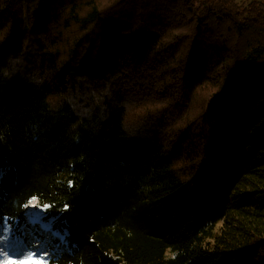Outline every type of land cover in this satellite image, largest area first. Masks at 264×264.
Returning <instances> with one entry per match:
<instances>
[{
  "label": "trees",
  "instance_id": "obj_1",
  "mask_svg": "<svg viewBox=\"0 0 264 264\" xmlns=\"http://www.w3.org/2000/svg\"><path fill=\"white\" fill-rule=\"evenodd\" d=\"M32 201L48 264H264V0H0V223Z\"/></svg>",
  "mask_w": 264,
  "mask_h": 264
},
{
  "label": "rangeland",
  "instance_id": "obj_2",
  "mask_svg": "<svg viewBox=\"0 0 264 264\" xmlns=\"http://www.w3.org/2000/svg\"><path fill=\"white\" fill-rule=\"evenodd\" d=\"M247 3L248 0H237ZM56 216L51 215L47 205L32 201L24 216L11 221L7 217L0 223V264H48L52 252L67 246L68 231L53 232ZM13 237H12V236ZM54 239L59 245L51 246Z\"/></svg>",
  "mask_w": 264,
  "mask_h": 264
},
{
  "label": "snow or ice",
  "instance_id": "obj_3",
  "mask_svg": "<svg viewBox=\"0 0 264 264\" xmlns=\"http://www.w3.org/2000/svg\"><path fill=\"white\" fill-rule=\"evenodd\" d=\"M21 264H28V261H22ZM36 264H39V262H36Z\"/></svg>",
  "mask_w": 264,
  "mask_h": 264
},
{
  "label": "bare ground",
  "instance_id": "obj_4",
  "mask_svg": "<svg viewBox=\"0 0 264 264\" xmlns=\"http://www.w3.org/2000/svg\"><path fill=\"white\" fill-rule=\"evenodd\" d=\"M12 236V235H11ZM13 237V236H12Z\"/></svg>",
  "mask_w": 264,
  "mask_h": 264
}]
</instances>
